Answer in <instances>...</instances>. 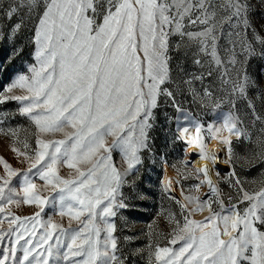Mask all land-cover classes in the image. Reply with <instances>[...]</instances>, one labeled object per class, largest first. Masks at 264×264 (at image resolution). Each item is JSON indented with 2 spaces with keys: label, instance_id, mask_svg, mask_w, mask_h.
<instances>
[{
  "label": "snow or ice",
  "instance_id": "6c2138e0",
  "mask_svg": "<svg viewBox=\"0 0 264 264\" xmlns=\"http://www.w3.org/2000/svg\"><path fill=\"white\" fill-rule=\"evenodd\" d=\"M256 13L264 16V0H0V41L30 27L35 60L0 92V105H18L0 111V125L19 116L35 129L20 140L22 126L0 127L27 165L0 157V264H130L143 256V248L121 247L116 220L126 223L132 197L124 188L135 192L129 177L151 152L162 104L175 113L174 142L195 145L210 166L183 175L193 181L186 187L175 181L182 199L171 179L163 182L178 212L166 213L163 245L149 232L147 264H264V175L249 191L237 172L264 166V88L248 71L251 59L264 61ZM22 52L14 47L10 60ZM209 115L206 130L222 145L213 151L203 137ZM204 185L203 196L191 194ZM13 205L37 210L20 216ZM48 207L67 226L45 218Z\"/></svg>",
  "mask_w": 264,
  "mask_h": 264
},
{
  "label": "rangeland",
  "instance_id": "374dc122",
  "mask_svg": "<svg viewBox=\"0 0 264 264\" xmlns=\"http://www.w3.org/2000/svg\"><path fill=\"white\" fill-rule=\"evenodd\" d=\"M253 24L259 29L261 25H264V16L260 13H256L252 18ZM22 48L23 52L16 56L14 59L10 60L13 53V48ZM34 45L32 43V30L29 27L24 31L20 32L14 41H9L7 39L0 41V92H3L4 88L12 81V79L18 74L23 73L27 70V66L35 63L34 57ZM264 61L259 59H251L248 65V71L252 77L256 80L260 88H264ZM16 94H24L17 91ZM250 96H255L256 91H250ZM18 105L16 102H9L0 105V111H15ZM243 108V103L240 104ZM195 110V109H193ZM156 124L151 132V137L153 140L151 152L143 153L144 163L139 170L138 176L129 177L130 182L135 180L136 189L135 192L132 189L125 187V195L131 196L129 203L131 204V209L123 211L121 214L126 217V223L117 218V233L116 235L121 239V247L125 251H130L134 248L145 249L143 256H138L131 261L130 264H147V246L149 244V232L153 233V241L159 240L163 245L165 234L171 231V225L168 222L166 213L168 211H177V206L162 192L163 182L167 179L173 181L174 195L178 199L181 197V186L175 184L177 179H181V183L186 187L193 181H184L182 179L183 175L191 173L193 169L199 168L198 165L194 163L197 156L198 149L195 145H188L185 142H174L173 134L175 131L176 124L174 122L175 113L171 108H166L161 105V107L156 112ZM167 118V119H166ZM215 117L209 115L204 118L205 132L203 133L205 150L207 151V146L212 140H217L211 138V133L206 130L207 124L214 120ZM22 126V131L19 133L20 140H23L25 135H30L35 131L34 127L29 124V122L16 116L14 119L10 120L8 123L0 125L4 129L9 127L15 128L16 126ZM259 127V125H257ZM255 131V130H253ZM194 133V130H193ZM34 144V139L31 140ZM14 146L13 138L4 135L0 132V157H3L8 161L13 168H22L27 165H22L20 160L16 157L15 153L12 151ZM15 146L20 147L22 145L16 144ZM247 147V142L242 144H237L236 151H243ZM186 153H192V155H186ZM198 157H200L198 155ZM113 160L118 167H121V156L119 152L113 153ZM203 160V159H202ZM166 161V162H165ZM185 161H191L190 164H185ZM207 161V160H206ZM175 165V167H174ZM160 166H162V174L159 179ZM239 169V168H238ZM3 171V166L0 165V172ZM239 172L243 175V179L247 181L246 187L249 191L258 190L260 187L259 180L264 175V166H257L251 170H240ZM213 180H216V174L212 170ZM61 175L67 176V168L61 169ZM225 169L221 170V175H226ZM202 178V177H201ZM256 181L257 183H252ZM37 184H41L42 181L37 179ZM16 187H19L18 181L14 180ZM224 190L227 192L229 189L226 185H222ZM207 192V186H202L198 191L191 193L192 195H201ZM137 194H145L147 196L144 200H139L136 198ZM206 198V197H205ZM13 212L16 215L26 216L32 215L37 209L33 205H22L17 208L16 206H11ZM52 216L57 222H62L67 226V218L63 220L55 214L53 208H46L44 217ZM192 218L201 219L199 213L195 214ZM7 227L6 223L3 225ZM124 236H132L134 240L131 244H125L123 242Z\"/></svg>",
  "mask_w": 264,
  "mask_h": 264
},
{
  "label": "bare ground",
  "instance_id": "6f19581e",
  "mask_svg": "<svg viewBox=\"0 0 264 264\" xmlns=\"http://www.w3.org/2000/svg\"><path fill=\"white\" fill-rule=\"evenodd\" d=\"M222 147V145L219 143V141L218 140H212L211 142H210V144L207 146V151H213V150H216V149H219V148H221ZM223 159H224V155H223V153H221V155H220V160H221V163H220V170H222V169H225V165L223 164ZM194 163L196 164V165H198L199 167H201V166H203V165H205V164H209V161H206V160H202L200 157H198V155L196 156V158H195V160H194ZM209 166H210V164H209ZM213 171L215 172V170L213 169ZM210 175H211V177H212V179H213V173H212V171L210 172Z\"/></svg>",
  "mask_w": 264,
  "mask_h": 264
},
{
  "label": "trees",
  "instance_id": "16d2710c",
  "mask_svg": "<svg viewBox=\"0 0 264 264\" xmlns=\"http://www.w3.org/2000/svg\"><path fill=\"white\" fill-rule=\"evenodd\" d=\"M237 146V145H236ZM237 172L239 173L241 179H243V175L240 174L239 169L237 168ZM161 174H162V166H160V171H159V179L161 178Z\"/></svg>",
  "mask_w": 264,
  "mask_h": 264
}]
</instances>
